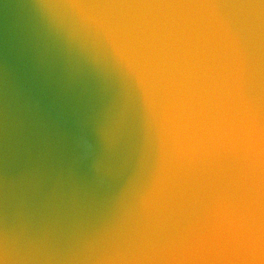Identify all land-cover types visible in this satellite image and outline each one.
<instances>
[{
    "label": "water",
    "instance_id": "1",
    "mask_svg": "<svg viewBox=\"0 0 264 264\" xmlns=\"http://www.w3.org/2000/svg\"><path fill=\"white\" fill-rule=\"evenodd\" d=\"M0 264H264V0H0Z\"/></svg>",
    "mask_w": 264,
    "mask_h": 264
}]
</instances>
